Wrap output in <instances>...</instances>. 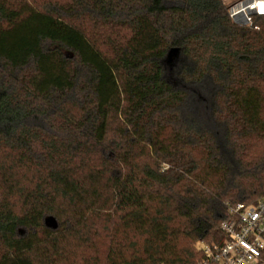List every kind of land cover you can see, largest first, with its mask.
<instances>
[{
  "label": "trees",
  "instance_id": "16d2710c",
  "mask_svg": "<svg viewBox=\"0 0 264 264\" xmlns=\"http://www.w3.org/2000/svg\"><path fill=\"white\" fill-rule=\"evenodd\" d=\"M180 1L0 0V264H215L264 197V13ZM180 52L217 130L165 78Z\"/></svg>",
  "mask_w": 264,
  "mask_h": 264
},
{
  "label": "built area",
  "instance_id": "2783aa9c",
  "mask_svg": "<svg viewBox=\"0 0 264 264\" xmlns=\"http://www.w3.org/2000/svg\"><path fill=\"white\" fill-rule=\"evenodd\" d=\"M233 20L251 23L250 14L264 13V0H239L229 5ZM223 221L224 238L213 245L201 244L209 262L215 264H264V197L255 205L229 208Z\"/></svg>",
  "mask_w": 264,
  "mask_h": 264
},
{
  "label": "rangeland",
  "instance_id": "374dc122",
  "mask_svg": "<svg viewBox=\"0 0 264 264\" xmlns=\"http://www.w3.org/2000/svg\"><path fill=\"white\" fill-rule=\"evenodd\" d=\"M238 1L224 0L228 6ZM163 5L166 7H180L183 5V2L180 0H163ZM187 61L183 52H180L173 61H165V78L170 80L171 84L176 88L186 91V103L183 106L185 118L196 128L217 130V124L214 122L212 111L214 94L218 90V87L210 78H205L200 82L182 80L181 71L187 68ZM48 223L53 224L54 222L49 219Z\"/></svg>",
  "mask_w": 264,
  "mask_h": 264
},
{
  "label": "water",
  "instance_id": "95a60500",
  "mask_svg": "<svg viewBox=\"0 0 264 264\" xmlns=\"http://www.w3.org/2000/svg\"><path fill=\"white\" fill-rule=\"evenodd\" d=\"M51 219L54 223L53 224H49L48 223V220ZM46 223L51 226V227H56L57 223H56V220L53 218V217H47L46 218Z\"/></svg>",
  "mask_w": 264,
  "mask_h": 264
}]
</instances>
